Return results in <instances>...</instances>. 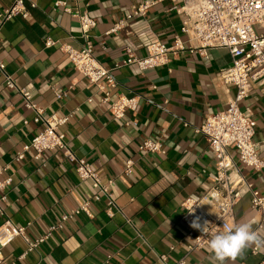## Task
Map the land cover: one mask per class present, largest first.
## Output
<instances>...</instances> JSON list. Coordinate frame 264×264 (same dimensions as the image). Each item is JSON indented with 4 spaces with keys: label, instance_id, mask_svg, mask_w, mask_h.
I'll use <instances>...</instances> for the list:
<instances>
[{
    "label": "crops",
    "instance_id": "crops-1",
    "mask_svg": "<svg viewBox=\"0 0 264 264\" xmlns=\"http://www.w3.org/2000/svg\"><path fill=\"white\" fill-rule=\"evenodd\" d=\"M31 1V0H30ZM26 6V18L13 17L0 35V61L19 87L27 89L46 114L70 115L61 130L78 158L85 159L103 180H111L110 192L119 210L105 212V200L92 199L89 180L81 181L74 162L59 149L43 152L39 158L29 151L17 161L15 155L41 128L33 122V112L21 98L3 85L0 72V175L12 177L6 188L7 203L2 204L0 224L9 219L25 226V235L34 240L59 221L60 215L89 200L88 217L84 213L65 221L36 248L26 251L25 240L17 236L1 249L7 262L15 264H161L158 255H166V264L184 257L187 264H211L208 246L189 250L193 242L181 217L185 197H199L212 184L214 155L205 137L194 131L205 115L226 107L235 88L224 85L218 73L231 65L224 48H211L206 55L186 43V49L171 56L167 64L140 71L135 64L120 65L126 58L125 45H132L137 56L146 54L151 41L170 44L174 35L182 40L180 19L173 9L181 3L156 0L144 15H139L118 30L110 31L116 20L129 13L133 4L144 0H61L73 10L86 12L95 19L90 31L95 58L118 82L114 93L139 94L134 111L115 118L99 102L101 93L72 66L59 48L68 43L74 48L84 44L78 20L53 7L55 0H32ZM12 0H0V11ZM264 31V25L256 27ZM50 36L57 43L44 45ZM66 91L56 99L54 91ZM113 93V94H114ZM113 97H115L113 95ZM256 122L253 141L264 136V89L254 85L239 103ZM146 138L161 143L164 153L140 152L138 144ZM229 152L235 159L236 150ZM264 161V147L258 144ZM133 161L130 174L124 173L125 161ZM238 181L240 198L234 206L233 225L259 222L250 205L251 189L264 192V169L254 171L240 162L229 169ZM264 236V224L258 231ZM211 236L209 237L210 240ZM254 246V245H253ZM252 246V247H253ZM172 247V248H170ZM246 249L227 264H264V247Z\"/></svg>",
    "mask_w": 264,
    "mask_h": 264
},
{
    "label": "built area",
    "instance_id": "built-area-1",
    "mask_svg": "<svg viewBox=\"0 0 264 264\" xmlns=\"http://www.w3.org/2000/svg\"><path fill=\"white\" fill-rule=\"evenodd\" d=\"M26 0H12L11 4L0 11V35L4 24L13 17L26 18L29 15ZM156 0H144L130 7L129 13L124 18L118 19L113 24L109 33H116L123 28L132 18L144 15L147 9ZM181 3L173 6L180 19V33L186 36L187 41L182 40L179 34L174 35L170 44L161 41H151L145 46L146 54L137 56L132 45H125L126 58L120 65L135 64L140 71L165 65L171 56H177L186 49V43L196 48L201 54L206 55L211 48H224L231 57V65L218 73V79L224 85L235 88L234 95L228 101L226 107L205 115L202 123L194 128L196 133L202 134L214 155V172L212 184L199 197H185L181 206L184 213L182 223L187 228V236L193 242L188 245L189 250L200 249L208 246L209 237L214 232H223L233 226L234 206L240 198L238 181L229 176V169L238 161L252 168L254 171L264 169V161L259 157L258 144L264 147V136L259 143L253 141L255 120L239 107V103L245 99L254 85H260L264 89V31L257 32L256 27L264 25V0H171ZM29 7H35L36 3L29 0ZM63 7V10L78 20L81 36L84 44L74 48L68 43H60L59 48L66 54L73 68L86 78L101 93L99 102L106 105L112 115L122 119L126 111H134L143 97L139 94L125 95L121 92L114 93L118 88V82L111 72V68L103 66L93 54V44L90 31L96 25L95 19L86 12H79L68 7L64 1L55 0L53 7ZM57 41L50 36L44 39V45L51 47ZM0 72L3 75L5 88L14 91L18 95L25 108L33 112V122L40 124L41 128L32 139L23 144L22 149L15 155L19 161L24 154L33 151V157L51 149H59L64 157L75 164V172L78 178L89 180L93 189L92 199L105 200V212L112 216L119 210L110 192L111 180H103L85 159L74 155L68 146L61 128L68 121L70 115L46 114L32 98L31 93L19 87L13 76L6 72L5 65L0 61ZM114 93V94H113ZM66 91H54L56 99H61ZM113 95L115 97H113ZM145 102L147 100H144ZM236 150L235 159L231 156L229 148ZM140 152L164 153L161 143L150 138L143 139L138 144ZM133 161H125L124 173L130 174ZM7 167L0 169V175ZM12 177L6 175L0 177V214H3L2 204L7 203L6 188L11 184ZM250 193V205L258 213L259 222L254 228L258 231L264 224V192L260 193L251 189L250 184L245 183ZM194 209L193 212H189ZM92 216L89 210V200L86 199L76 208L62 213L59 221L50 224L47 231L34 240H29L25 235V226H17L9 219L0 224V264H15L5 261L1 249L8 245L15 237H22L27 248L19 258L24 257L30 251L47 239L55 229L79 215ZM209 222V232L204 235L198 228L192 227L197 221ZM172 248V247H170ZM252 252H257V247H252ZM161 264H166V255H158ZM173 264H187L182 257Z\"/></svg>",
    "mask_w": 264,
    "mask_h": 264
},
{
    "label": "clouds",
    "instance_id": "clouds-1",
    "mask_svg": "<svg viewBox=\"0 0 264 264\" xmlns=\"http://www.w3.org/2000/svg\"><path fill=\"white\" fill-rule=\"evenodd\" d=\"M190 209L189 212H193ZM208 221L202 224L197 221L192 227L198 228L204 235L209 232ZM264 247V236L257 233L250 223H238L223 232H214L208 243V251L211 255V264H227L229 260L234 261L246 249L252 246Z\"/></svg>",
    "mask_w": 264,
    "mask_h": 264
}]
</instances>
